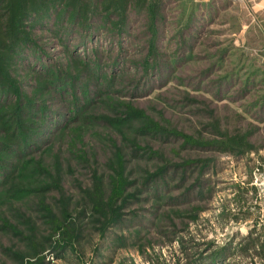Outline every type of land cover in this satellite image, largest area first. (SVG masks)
Returning <instances> with one entry per match:
<instances>
[{
	"label": "rangeland",
	"instance_id": "obj_1",
	"mask_svg": "<svg viewBox=\"0 0 264 264\" xmlns=\"http://www.w3.org/2000/svg\"><path fill=\"white\" fill-rule=\"evenodd\" d=\"M35 34L0 93L32 116L0 161V264L264 255V0H147Z\"/></svg>",
	"mask_w": 264,
	"mask_h": 264
},
{
	"label": "trees",
	"instance_id": "obj_2",
	"mask_svg": "<svg viewBox=\"0 0 264 264\" xmlns=\"http://www.w3.org/2000/svg\"><path fill=\"white\" fill-rule=\"evenodd\" d=\"M146 3L147 0H0V93L7 96L12 92L16 53L36 38L37 31L82 27L93 16L102 23L112 22L114 18L121 20L127 17L129 9L143 10ZM28 107L0 101V161L6 162L7 157L19 152L22 145L19 138H26L32 131ZM22 112L30 115L22 116ZM247 138L248 133H239L229 140L237 151L254 150Z\"/></svg>",
	"mask_w": 264,
	"mask_h": 264
},
{
	"label": "built area",
	"instance_id": "obj_3",
	"mask_svg": "<svg viewBox=\"0 0 264 264\" xmlns=\"http://www.w3.org/2000/svg\"><path fill=\"white\" fill-rule=\"evenodd\" d=\"M261 243L264 245V237L261 238ZM243 264H264V255L260 251L258 245L254 248H250L247 253H245Z\"/></svg>",
	"mask_w": 264,
	"mask_h": 264
}]
</instances>
